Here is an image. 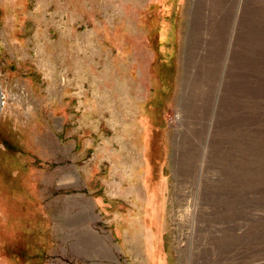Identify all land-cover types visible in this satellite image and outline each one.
<instances>
[{
  "label": "rangeland",
  "instance_id": "1",
  "mask_svg": "<svg viewBox=\"0 0 264 264\" xmlns=\"http://www.w3.org/2000/svg\"><path fill=\"white\" fill-rule=\"evenodd\" d=\"M0 94V264H264V0H0Z\"/></svg>",
  "mask_w": 264,
  "mask_h": 264
},
{
  "label": "crops",
  "instance_id": "2",
  "mask_svg": "<svg viewBox=\"0 0 264 264\" xmlns=\"http://www.w3.org/2000/svg\"><path fill=\"white\" fill-rule=\"evenodd\" d=\"M89 204V203H88ZM113 212H115V211H113ZM115 213H119V212H117V210H116V212ZM111 215H113L114 213H110ZM94 217V216H93ZM139 220H140V217H139ZM152 220V219H151ZM87 229V228H86ZM86 229H84V230H86ZM130 229L129 228H126V229H123V230H121V235L123 236V237H129V233H130ZM85 232H87V230L85 231ZM88 234V232L86 233V235ZM117 238V237H116ZM119 238V237H118ZM117 238V239H118ZM116 239V240H117ZM118 241V240H117ZM117 245L118 246H120V242H117ZM123 254H125V257L127 256V254H128V249L125 247L124 248V251H123ZM111 255V254H110ZM87 258V257H86ZM85 258V259H86ZM92 259H95V258H92ZM126 260V262H128V261H130V259L128 258V257H126L125 258ZM109 260V263L108 264H114V263H116V260L118 261V259L117 258H115V260H114V254L112 253V257H110L109 256V258L107 259V261ZM85 262V264H97L98 263V261H97V263L94 261V262H91V260H90V258H87L86 260H84ZM118 263H119V261H118ZM105 264V263H104ZM120 264V263H119Z\"/></svg>",
  "mask_w": 264,
  "mask_h": 264
},
{
  "label": "bare ground",
  "instance_id": "3",
  "mask_svg": "<svg viewBox=\"0 0 264 264\" xmlns=\"http://www.w3.org/2000/svg\"><path fill=\"white\" fill-rule=\"evenodd\" d=\"M0 95H1V94H0ZM1 99H2V98H1V96H0V109H1V104H2V101H1ZM85 216H86V215H85Z\"/></svg>",
  "mask_w": 264,
  "mask_h": 264
}]
</instances>
